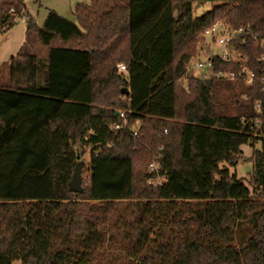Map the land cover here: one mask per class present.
<instances>
[{"label": "trees", "instance_id": "1", "mask_svg": "<svg viewBox=\"0 0 264 264\" xmlns=\"http://www.w3.org/2000/svg\"><path fill=\"white\" fill-rule=\"evenodd\" d=\"M204 1L213 0H93L75 6L78 22L50 9L39 26L25 0H1L0 10L27 17L48 54L32 52L28 38L10 59L11 84L0 85V264H264V148L256 146L264 51L239 45L257 72L253 84L241 65L220 58L213 72H235L236 80L178 82L198 52L197 33L218 18L264 34V0H232L195 16ZM218 87L232 91L239 113L218 112ZM180 95H194L182 115ZM124 109L132 118L117 131ZM148 126L156 152L138 178ZM170 129L175 149L163 138ZM247 143L249 184L221 166L236 165ZM86 148L90 178L75 192L69 182ZM157 154L164 180L153 186Z\"/></svg>", "mask_w": 264, "mask_h": 264}, {"label": "rangeland", "instance_id": "2", "mask_svg": "<svg viewBox=\"0 0 264 264\" xmlns=\"http://www.w3.org/2000/svg\"><path fill=\"white\" fill-rule=\"evenodd\" d=\"M43 4L40 5L39 2L36 3L34 0H25V3L27 4L28 11L31 15H35L36 17V22L42 26L47 15L49 8H53L54 6H60L63 10V8L67 7V14L70 12V2H73L74 0H41L40 3ZM1 2V0H0ZM227 2H232V0H213V1H204L200 4L197 3L195 5V16H201L205 14L207 11L210 9L214 8V6L227 3ZM62 4V5H60ZM1 5V4H0ZM7 10V8H4ZM66 10V9H65ZM33 13H31V12ZM63 12V11H62ZM25 13V12H24ZM10 14L11 17L10 19L5 22L4 19L6 16ZM62 14V13H61ZM4 15V16H3ZM14 15V8H10L8 11L0 10V85H10L11 84V74H10V59L12 56L17 55L18 52L20 51L23 43L27 41L29 38V46L31 47V51L38 53L39 55H47L48 54V47L43 45L42 42L40 41L39 35L36 31H32L29 34H27V21H26V16L24 17H19L18 15ZM63 15V14H62ZM3 16V17H2ZM65 16V15H64ZM69 16V15H68ZM222 16V15H221ZM13 17H15L16 22L13 23ZM34 17V16H33ZM224 16L220 17L223 18ZM218 18V19H220ZM201 30L197 33V38L199 37L198 45L199 49L195 57H193V61L200 59L202 61H207L210 58V53L208 52V46L212 47V54H219L220 53V46L217 42H214L211 37H207L204 43L200 41L201 39ZM181 43V42H180ZM181 45H183L181 43ZM182 47V46H181ZM216 97H218L220 105L217 107L218 112L224 113V114H237L240 112L239 107L237 106V102L232 100V91L228 89L227 87H218V89L215 91ZM194 97L192 96H187V95H180V102H179V113L180 115L183 114V105L187 101L191 100ZM242 99V98H241ZM223 104V105H221ZM182 117V116H181ZM180 116L177 117V119L173 120L175 121H180ZM170 136L166 135L168 132H165V135L163 136L165 143H170L172 147L175 149L178 141V136L175 135L176 130L170 129ZM154 131L149 130L148 126V132L147 136H145V140H143L142 143L144 144V148L142 153H140V161L137 163L136 166V171L137 175H139L138 178H143V174L145 171L143 168L146 166V163L148 159L150 158V151L151 153L156 152V146L155 144L156 139L153 136ZM263 140H259L256 143V146L258 148H264V131H263ZM156 135V134H155ZM161 138V136L158 134L157 135ZM153 147L152 149L150 147ZM161 149V148H160ZM254 146L251 145V143L244 144L242 146V155L239 160V162L236 165L229 164L227 162L221 163L222 167H226L230 170L231 174H236L239 178H243L244 181L249 184V179H250V173L252 171V160L251 156L253 153ZM84 155V165H83V185L86 184L89 181L90 178V165H91V148H86L85 153H82ZM156 172V171H155ZM154 177V182H149L147 181L148 184H151L153 186H156L160 184L163 180L164 177L156 172ZM15 264H22L20 261H16Z\"/></svg>", "mask_w": 264, "mask_h": 264}, {"label": "built area", "instance_id": "3", "mask_svg": "<svg viewBox=\"0 0 264 264\" xmlns=\"http://www.w3.org/2000/svg\"><path fill=\"white\" fill-rule=\"evenodd\" d=\"M201 42L204 43L207 37H211L214 42H217L220 46L219 54H212V47L208 46V52L210 53V58L205 62L200 59L193 61L192 59L188 62L186 71L178 79V82L184 84L189 88L193 81L196 79H201L205 81L210 77L223 78L228 77L232 80L237 79L235 72L226 71H215L213 72V66L216 58L222 60L235 61L242 66V74L245 76L244 82L247 84H253L257 76V72L249 68L248 59L241 52L239 45L246 44L249 42L258 45L264 51V34L257 32L254 27L250 24L233 26L226 19L220 18L215 20L209 26L201 31ZM199 49V46H198ZM196 56V55H195ZM194 56V57H195ZM260 60L264 61V52L262 53ZM119 71L125 74V78L129 80L130 76L127 66L125 63H120L118 65ZM262 89L264 91V72L261 75ZM244 97H247L244 94ZM256 106L261 107L260 102H257ZM121 120L115 122L114 129L117 131H122L127 129L131 121V113H128L126 109L120 111ZM142 122L139 118H135L132 127V135L137 137L139 134V129ZM165 132H168L166 130ZM112 147V144L110 145ZM163 147H161L162 149ZM162 167L160 161V155L157 154L153 161L150 163V171H158ZM149 182H154V177L149 178Z\"/></svg>", "mask_w": 264, "mask_h": 264}, {"label": "water", "instance_id": "4", "mask_svg": "<svg viewBox=\"0 0 264 264\" xmlns=\"http://www.w3.org/2000/svg\"><path fill=\"white\" fill-rule=\"evenodd\" d=\"M130 78V76H128ZM122 92L126 95H129L131 90L128 86H124L122 88ZM117 114H119V111H117ZM78 162L75 166L74 169V174L72 179L69 182L70 189L75 191V192H83L84 191V186H83V165H84V157L82 156L81 153L78 154Z\"/></svg>", "mask_w": 264, "mask_h": 264}, {"label": "crops", "instance_id": "5", "mask_svg": "<svg viewBox=\"0 0 264 264\" xmlns=\"http://www.w3.org/2000/svg\"><path fill=\"white\" fill-rule=\"evenodd\" d=\"M71 1V0H70ZM100 1H105V0H100ZM118 0H111V3L112 4H114V3H116ZM81 2H86V3H92L93 2V0H74L73 2H70V13L69 14H67V12H65V11H67V7H65V8H63V10H61L62 8H60V6H54L53 8H49V10L50 9H53V10H56L57 12H59L60 14L62 13L63 14V16L65 15L66 17H68L69 19H71V20H74V21H77L78 22V17L74 14V8H75V6L77 5V4H79V3H81ZM43 4V1H42V3H40V5H42ZM60 5H62V4H60ZM66 9V10H65ZM63 11V12H62ZM31 12V11H30ZM49 12V11H48ZM32 13V12H31ZM33 14V13H32ZM61 14V15H62ZM69 15V16H68ZM32 16H34V18H35V20H36V17H35V15L33 14ZM26 21H27V18H26ZM37 21V20H36ZM38 24V23H37ZM39 25V24H38ZM40 26V25H39ZM27 34H29V32H28V30H27ZM25 43V42H24ZM23 43V44H24ZM23 46V45H22ZM84 157V156H83Z\"/></svg>", "mask_w": 264, "mask_h": 264}]
</instances>
